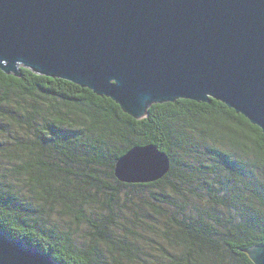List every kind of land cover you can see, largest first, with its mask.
I'll use <instances>...</instances> for the list:
<instances>
[{
    "label": "trees",
    "instance_id": "obj_1",
    "mask_svg": "<svg viewBox=\"0 0 264 264\" xmlns=\"http://www.w3.org/2000/svg\"><path fill=\"white\" fill-rule=\"evenodd\" d=\"M19 72L0 71L4 237L55 264H253L244 251L264 245L259 128L213 99L154 103L136 120L87 88ZM146 144L169 157L168 173L116 180L117 159ZM52 212L85 222L82 240L48 225Z\"/></svg>",
    "mask_w": 264,
    "mask_h": 264
},
{
    "label": "water",
    "instance_id": "obj_2",
    "mask_svg": "<svg viewBox=\"0 0 264 264\" xmlns=\"http://www.w3.org/2000/svg\"><path fill=\"white\" fill-rule=\"evenodd\" d=\"M66 80L139 120L154 103L224 104L264 134V0H0V71ZM153 144L113 175L147 184L169 171ZM264 264V245L244 251ZM0 264H55L0 233Z\"/></svg>",
    "mask_w": 264,
    "mask_h": 264
},
{
    "label": "rangeland",
    "instance_id": "obj_3",
    "mask_svg": "<svg viewBox=\"0 0 264 264\" xmlns=\"http://www.w3.org/2000/svg\"><path fill=\"white\" fill-rule=\"evenodd\" d=\"M1 141V140H0ZM230 151V150H229ZM230 153H232L233 154V156L235 155V152H233V151H230ZM237 155H239V153H237L235 156H237ZM1 162H3L4 164H5V162L3 161V160H0ZM2 166V164H0V173L2 174L3 172L1 171V168H3L4 169V166L3 167H1ZM9 180L11 181H14L12 178H9ZM135 193L137 194V196H139L140 195V193H139V191L137 190V191H135ZM156 220H158L157 218H156ZM160 221V220H159ZM163 222V221H162ZM54 225V226H57L58 228H60V229H66V228H71V229H73V230H75L76 229V232H75V235H76V237L78 238V239H80V240H82V234L83 233H85L86 231H88V226H87V224L85 223V222H82L77 228H76V226L75 225H71L70 223H69V220L67 219V218H61V217H59V215L57 214V213H55V212H52L51 214H50V218L48 219V225ZM158 241V244H160V245H163V246H165V247H167V245H165L166 243L164 242V241H160V240H157ZM169 248V247H168ZM152 254H154V255H159V252H153Z\"/></svg>",
    "mask_w": 264,
    "mask_h": 264
}]
</instances>
